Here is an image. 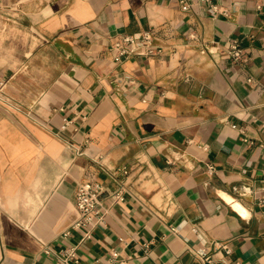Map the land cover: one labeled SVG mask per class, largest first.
I'll use <instances>...</instances> for the list:
<instances>
[{
    "label": "crops",
    "instance_id": "crops-1",
    "mask_svg": "<svg viewBox=\"0 0 264 264\" xmlns=\"http://www.w3.org/2000/svg\"><path fill=\"white\" fill-rule=\"evenodd\" d=\"M4 20L0 264L70 247L78 264H264V0H0V38ZM142 31L161 54L115 62ZM84 182L104 222L80 242L63 233Z\"/></svg>",
    "mask_w": 264,
    "mask_h": 264
},
{
    "label": "built area",
    "instance_id": "built-area-1",
    "mask_svg": "<svg viewBox=\"0 0 264 264\" xmlns=\"http://www.w3.org/2000/svg\"><path fill=\"white\" fill-rule=\"evenodd\" d=\"M211 10L216 12V7H211ZM155 40L154 34L150 31H142L137 36H124L114 44L116 50L114 61L119 62L122 58L139 51L146 57L158 56L161 54L162 49L155 43ZM208 52L212 53L211 50H208ZM228 58L234 62H242L245 59L244 50L237 42L231 44L228 51ZM102 191V186L97 183L84 182L78 185L75 192V209L78 212V218L72 224L71 228L63 233V238L68 237L71 231H78L82 233L80 242L91 239V228L104 222L100 200ZM122 195L121 190L116 191L114 193L115 200L123 201ZM171 231L176 233L175 228H171ZM225 250L229 252L227 248ZM46 253L49 254L50 252L47 250ZM57 256L60 264L79 263L76 247L60 250ZM205 260L208 259L206 258Z\"/></svg>",
    "mask_w": 264,
    "mask_h": 264
},
{
    "label": "rangeland",
    "instance_id": "rangeland-1",
    "mask_svg": "<svg viewBox=\"0 0 264 264\" xmlns=\"http://www.w3.org/2000/svg\"><path fill=\"white\" fill-rule=\"evenodd\" d=\"M4 28H3V32L1 33V38H0V52H1V64L4 63L7 60V48H8V41H9V37L10 35L13 33V29H12V24L11 23H7L6 20H4ZM4 52V53H2Z\"/></svg>",
    "mask_w": 264,
    "mask_h": 264
}]
</instances>
